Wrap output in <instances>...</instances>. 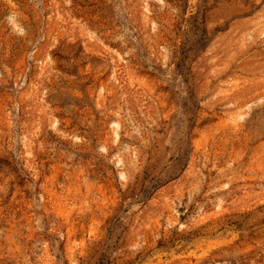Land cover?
<instances>
[{
  "label": "rangeland",
  "instance_id": "rangeland-1",
  "mask_svg": "<svg viewBox=\"0 0 264 264\" xmlns=\"http://www.w3.org/2000/svg\"><path fill=\"white\" fill-rule=\"evenodd\" d=\"M0 264H264V0H0Z\"/></svg>",
  "mask_w": 264,
  "mask_h": 264
}]
</instances>
